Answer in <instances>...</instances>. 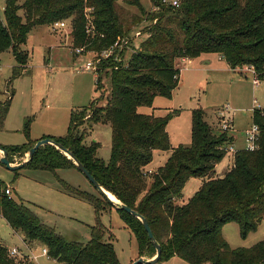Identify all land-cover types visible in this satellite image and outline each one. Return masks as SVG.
Masks as SVG:
<instances>
[{
	"label": "trees",
	"instance_id": "1",
	"mask_svg": "<svg viewBox=\"0 0 264 264\" xmlns=\"http://www.w3.org/2000/svg\"><path fill=\"white\" fill-rule=\"evenodd\" d=\"M127 3L144 12L140 0ZM4 17L0 14V53L11 50L19 63L16 69L26 64L28 53L21 46L39 25L67 20L73 46L94 52L101 59L104 51L130 31L121 21L117 0H6ZM148 20L154 21L147 30L148 37L127 65L110 56L96 71L97 84L104 73L111 76V95L105 106L91 103L87 120L111 125L110 160L97 157V142L84 143L85 133L79 130L80 121L87 118L83 112L71 115L65 136L48 138L72 152L112 197L148 221L162 248L159 261L178 256L190 264H264V239L249 248H232L223 236V226L237 222L241 235L246 237L264 217V111H255L253 117L260 127L257 148L238 150L232 167L222 177L215 175V168L227 154L225 147L233 137L213 131L202 109L193 110L191 145L176 147L170 143L167 125L178 110L163 116L141 111L142 107H152L156 96L172 97L179 85L181 68L177 60L181 58L220 54L231 68L249 64L264 77V0H182L179 8H162ZM0 106L2 129L9 103ZM35 143L0 146L13 162L16 153L29 152ZM155 151L170 155L158 171L147 175ZM27 166L54 172L77 168L72 159L49 144L41 146L21 168ZM190 177H200L202 185L186 204L179 205ZM0 185L5 184L0 181ZM69 190L90 201L98 215L104 204L116 208L100 193L96 197ZM116 209L135 235L140 256H155L156 247L143 222ZM0 214L13 229L22 230L28 240L42 242L57 261L121 264L113 243L105 240L101 222L91 228L88 241L70 240L22 200L4 193L0 194ZM0 264L34 263L17 261L0 243Z\"/></svg>",
	"mask_w": 264,
	"mask_h": 264
},
{
	"label": "rangeland",
	"instance_id": "2",
	"mask_svg": "<svg viewBox=\"0 0 264 264\" xmlns=\"http://www.w3.org/2000/svg\"><path fill=\"white\" fill-rule=\"evenodd\" d=\"M155 3L158 2L140 0L141 9L144 11L142 13L139 7L128 4L127 0H117L121 21L126 30L130 29L122 36L131 40L120 58H125L129 50H139L147 39V30L154 22L148 18L161 12V9L153 11ZM5 5L6 0H0V14L3 19ZM70 30V25L65 29L55 30L52 24L33 28L26 43L21 46L28 53L27 62L22 65L24 70L21 67L16 69L19 63L11 50L0 53V105L9 103L6 121L0 129V142L14 146L37 142L49 136H65L69 131L71 115L79 116L83 112L87 118L80 121L79 130L85 133L84 143L91 145L97 142V157L108 162L112 147L111 125L87 119L91 114L89 107L92 102L97 101L96 106L107 104L112 89L111 76L104 73L101 82L97 84V72L86 69L87 62L96 58L95 53L86 50L77 52ZM138 32L140 34L137 36ZM195 60L196 58H192L184 64L180 62L179 85L171 98L156 96L153 106L142 107L141 111H152L155 115L163 116L178 110L167 125L170 143L173 147L189 146L192 143L193 110L202 109L205 112V121L213 126V131H218L217 125L213 123L217 121V110L230 104L236 129L232 134L236 136V146L244 147L245 130L254 122L252 114L254 117L255 99L262 106L257 111H264V84L260 87L254 86L252 76L246 69L251 66L249 64L239 66L242 71L240 73L233 71L216 55L210 64L203 66H198ZM102 62L103 60L99 64ZM15 70L17 75L14 74ZM168 154L156 152L150 163L151 170L158 171L165 164ZM0 156H3L2 150ZM27 158L28 152H19L14 155L11 163L19 165ZM228 165H231L229 153L219 161L218 170ZM0 181L5 184L2 186L12 188V197L26 203L44 222L54 226L67 239L86 242L91 239V228L101 222L106 230L105 240L113 243L121 264H132L139 255L137 239L118 209L104 204V209L98 215L90 201L69 190L77 189L100 197L93 183L78 168H61L54 172L27 166L12 170L0 162ZM201 184L200 177H190L178 204H186ZM223 236L232 248L252 247L264 239V217L258 228L246 237L241 235L237 222L225 224ZM0 242L8 249H20L25 256L14 257L17 261L52 264L41 254L45 246L42 242L28 240L22 230H14L2 216ZM153 264L190 263L181 257L172 256Z\"/></svg>",
	"mask_w": 264,
	"mask_h": 264
},
{
	"label": "built area",
	"instance_id": "3",
	"mask_svg": "<svg viewBox=\"0 0 264 264\" xmlns=\"http://www.w3.org/2000/svg\"><path fill=\"white\" fill-rule=\"evenodd\" d=\"M181 2H182V0H158V3L154 4L153 11H157L158 9L162 10V8L176 9V8L180 7ZM68 25H70V24L67 20H58V21H55L54 23H52V26L55 30L65 29L68 27ZM139 34H140V32L137 33V36ZM130 42H131V40L127 36L119 37L110 49L104 51L102 58L104 59V58H108L110 56H115V58H117L118 61H122L123 64L127 65L129 60H130V56H132V54L134 52L138 51V50H136V51H130L129 50L126 52V54L127 53L128 54H127V56H125V58H123V59L120 58V55H122V52H124V50L129 47ZM76 50H77V52H81V51H83V48H77ZM103 59H101V57H98V58H94V61L90 60L89 62H87L86 69H91V70L97 71L98 70V64ZM246 69H247V73H249L252 76L253 84L255 87H260L264 84V77L260 76V74L257 72V70L255 69L254 66H249ZM257 103H258L257 99H255L254 100L255 106L253 108V112L257 111L258 109H260V107H262L261 105H259ZM232 110H233V108L230 106V104H226L223 107L219 108L217 110V121L213 122L214 124L217 125L218 130L223 131V132H227L229 135L232 133V131H235L234 116L231 114ZM259 136H260V127L257 123L253 122L251 127H249L248 129L245 130V142H246L245 149H248V150L256 149L258 146ZM225 150L227 151V153H232V154H235L238 151L234 147L233 143L228 144V146L225 147ZM2 193L11 197L13 191H12V188L10 186H5V187L2 186V187H0V194H2ZM8 253L12 257H17V256L22 255L21 251L17 247H12V248L8 249ZM41 254L48 259H53L49 255V251H48V248L46 246H44V248L42 249ZM34 258H37V256L34 255ZM54 260H56V259H54ZM54 264H69V263L60 262V261L56 260Z\"/></svg>",
	"mask_w": 264,
	"mask_h": 264
},
{
	"label": "water",
	"instance_id": "4",
	"mask_svg": "<svg viewBox=\"0 0 264 264\" xmlns=\"http://www.w3.org/2000/svg\"><path fill=\"white\" fill-rule=\"evenodd\" d=\"M53 145L55 146L57 149H60L63 153H65L70 159H72L74 161V163L76 164L77 168L83 173L85 174V176L93 183V185L96 187V189L99 191V193L101 195H103L108 201L112 202L116 208H120L125 210L126 212L138 217L142 222L143 225L152 241V243L154 244V246L156 247V255L154 256V258L150 259V260H145L143 257L138 258L137 260H135L132 264H153L156 263L160 260L161 255H162V248L161 245L159 243H157L155 236L152 232V229L148 223V221L141 216L140 214H138L135 210H133L132 208H130L129 206L125 205L124 203H122L121 201L119 202H114L110 196L107 193V190H105L100 183L96 180V178L90 173V171L73 155L72 152H70L67 148H65L63 145H61L60 143H58L57 141L51 139V138H43L41 140H38L35 145L29 150L28 152V158L19 165H14L11 163V161L8 158V154L7 151L5 149H3L0 146V150L3 151V156H0V162L5 164L8 168L12 169V170H17L20 169L25 163H27L28 161H30L35 152L43 145ZM119 203V204H116Z\"/></svg>",
	"mask_w": 264,
	"mask_h": 264
},
{
	"label": "crops",
	"instance_id": "5",
	"mask_svg": "<svg viewBox=\"0 0 264 264\" xmlns=\"http://www.w3.org/2000/svg\"><path fill=\"white\" fill-rule=\"evenodd\" d=\"M70 33H71V30H70ZM215 55H216V57L219 59V60H221V61H224L227 65H228V63L225 61V59L220 55V54H215V53H212V54H204V55H201V56H199V57H197L196 58V60H195V63H197V65L198 66H203V65H206V64H210L212 61H213V58L215 57ZM131 57V56H130ZM191 59L192 58H181V59H179L178 61H177V64H178V67H180L179 65H180V62H182V64H184V63H186L187 61H191ZM229 66V65H228ZM230 67V66H229ZM193 68H195V69H197L195 66L193 67ZM231 68V67H230ZM233 71H238V72H240V73H242V71L240 70V67H237V68H235V69H233V68H231ZM151 113H153L152 111H151ZM161 116V115H160ZM6 118H7V116H6ZM252 119H253V114H252ZM5 121H6V119H5ZM234 121H235V119H234ZM5 123V122H4ZM236 130V129H235ZM234 132V131H233ZM232 137H233V145H234V147L236 148V150H241V149H245V147H246V142H245V146L244 147H241V148H238L237 146H236V141H237V139H236V136L234 135V134H230ZM0 144H2V145H5L4 143H2V142H0ZM156 152H158L159 154H162V155H165V154H168V152H159V151H155L154 152V154L156 153ZM26 154V153H25ZM169 155H170V153L167 155V159H168V157H169ZM16 156V155H15ZM229 157H230V161H231V165H228L227 167H225V168H223L222 170H218V164L216 165V168H215V171H216V173H215V175L216 176H223L231 167H232V165H233V158H234V154H232V153H229ZM166 159V160H167ZM146 173H147V175L149 174H152V173H155V171H153V170H151V168H150V164L148 165V167H147V169H146ZM189 180V179H188ZM203 181V180H202ZM202 185V184H201ZM201 185H200V187H201ZM199 187V188H200ZM0 216H2L1 214H0ZM3 217V216H2ZM4 218V217H3ZM5 219V218H4ZM6 220V219H5ZM7 221V220H6ZM9 224V223H8ZM15 230V229H14ZM0 243H2V242H0ZM2 244H4V243H2ZM5 245V244H4ZM6 246V245H5ZM12 248V247H11ZM18 248V247H17ZM10 249V248H9ZM19 249V248H18ZM20 250V249H19ZM22 254V253H21ZM20 256H25L24 254H22V255H20ZM140 257H143L145 260H150V259H152V258H154V255H152V254H149V253H145L144 255H142V256H140V254L139 255H137V257L132 261V262H134L135 260H137L138 258H140ZM48 259V258H47ZM50 262H52V264H54L55 263V261L56 260H54V259H48Z\"/></svg>",
	"mask_w": 264,
	"mask_h": 264
},
{
	"label": "bare ground",
	"instance_id": "6",
	"mask_svg": "<svg viewBox=\"0 0 264 264\" xmlns=\"http://www.w3.org/2000/svg\"><path fill=\"white\" fill-rule=\"evenodd\" d=\"M108 193V192H107ZM108 195L110 196V198L114 201V202H119L118 200H116L114 197H112L111 194L108 193Z\"/></svg>",
	"mask_w": 264,
	"mask_h": 264
}]
</instances>
